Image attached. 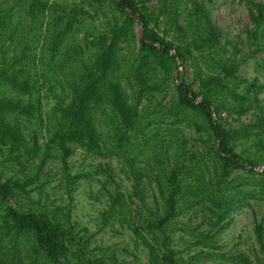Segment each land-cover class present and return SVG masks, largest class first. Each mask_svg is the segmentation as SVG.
Segmentation results:
<instances>
[{"label":"trees","instance_id":"obj_1","mask_svg":"<svg viewBox=\"0 0 264 264\" xmlns=\"http://www.w3.org/2000/svg\"><path fill=\"white\" fill-rule=\"evenodd\" d=\"M91 1L95 8L110 11L106 28L102 32L86 33L84 47H74L70 39L91 17L88 6L29 0V15L51 19L47 41L52 55L64 58L76 69L70 85L72 97L58 108L47 152L60 154L68 181L75 184L81 177L71 176L68 171V161L74 153L72 146L97 157L107 156L99 119L112 115L120 133L117 147L123 151L129 134L141 131L139 104L157 87L159 75L164 82L172 81L179 113L197 115L205 128L202 138L212 157L211 183L209 188L202 189L196 181L187 179L203 153L198 151L165 173L163 208L143 225L133 224L131 229L147 248L150 264H183L180 252L172 247L170 231L190 197L209 214L218 231L229 225L236 210L250 206L251 199L260 198L264 202V171H255L264 165V84L238 76L240 50L234 47L235 55L225 57L227 46L222 41L223 33L201 0H188L190 20L186 25L178 18L174 21L175 32L185 39V47L177 46L176 40H169L157 29L159 25L153 23L167 14L166 4L155 16L140 0ZM247 4L252 24L247 37L256 54L264 51V3L247 0ZM133 12L142 19L143 27ZM4 15L0 8V38L7 28ZM136 25L141 26L140 47L135 64L128 70L136 84L128 82L135 97L122 79L126 73L122 50L136 39ZM29 54L25 50L13 54L9 62L0 66V84L6 91L0 93V147L7 151L8 161L18 164L33 158L38 146L37 141L34 145L29 143L23 125L25 119L41 111L39 103H35L40 88L35 73L27 65ZM199 58L214 61L216 67L215 71L198 75L199 89L196 91L183 78L176 83L173 75L181 66L179 60L185 64ZM224 112L238 117L253 112L255 118L240 127H228ZM251 142L256 148L254 156L245 157L237 152L240 145ZM238 170L250 173L251 178L246 182L255 184L254 190L246 192L244 179L235 185L237 179L233 175ZM99 172L116 183L110 165H101ZM131 174L133 194L127 196L117 189L111 195L112 214L123 211L133 197L143 199L142 172L132 168ZM30 183L0 179V264H126L115 256L96 254L88 230L73 223L70 215L60 219L57 214L12 204L13 198L26 192ZM216 233L197 234V246L216 247ZM255 238L257 256L254 260L243 257L240 264H264L263 222H255Z\"/></svg>","mask_w":264,"mask_h":264},{"label":"rangeland","instance_id":"obj_2","mask_svg":"<svg viewBox=\"0 0 264 264\" xmlns=\"http://www.w3.org/2000/svg\"><path fill=\"white\" fill-rule=\"evenodd\" d=\"M50 1L69 6L85 4L91 11L89 20L70 39L74 47H84L86 33L102 32L106 28L110 11L107 13L95 8L91 0ZM140 1L155 16L166 4L167 14L153 23L159 25L156 28L169 40H176L177 46L185 47V39L176 34L173 24L177 18L182 25L190 20L188 0ZM256 1L264 3V0ZM201 2L223 33L222 41L227 46L225 57L235 55L234 47L240 50L238 76L264 84V51L254 54L247 37L248 30L252 28L247 0ZM29 4V0H0V8L7 17L6 31L0 38V66L5 61L9 62L13 54H20L24 50L30 53L27 65L32 68L39 81L40 94L36 96L35 103H39L41 111L35 117L25 119L23 125L29 143L34 145L37 141L38 146L35 156L21 164L8 161L7 151L0 147V179L3 182L9 179L31 181L27 191L13 198L12 204H18L24 209H41L57 214L60 219L65 214L70 215L73 223L88 230L89 237H92L91 248L96 254L107 258L115 256L126 264H150L148 250L136 238L131 226L143 225L149 217L163 208L165 173L174 166L183 164L198 151L203 153L198 156L197 164L189 171L187 179L196 181L202 189L209 188L212 157L202 138L205 132L203 123L195 114L179 113L172 81L164 82L159 75L157 87L139 104L141 131L129 134L130 138L126 140L123 151L117 147L120 133L116 122L112 121V115L99 119L102 139L108 150L107 156L97 157L72 146L74 153L68 161V171L71 176L79 175L81 179L70 184L60 154L56 151L48 153L46 146L54 132L59 106L72 97L70 85L76 69L64 58L52 55L47 41L51 19L29 15ZM176 11L178 14L175 16ZM140 31L141 26L136 25V39L122 50V65L126 72L122 79L132 96L136 94L128 82H132L134 86L136 84L128 70L136 61ZM179 65L180 68L173 75L174 80L180 83L183 78L196 91L199 89L198 75L201 72L215 71L216 68L214 61L208 58L190 60L185 64L179 60ZM0 93H6L1 84ZM262 99L264 101V93ZM223 118L228 127H240L252 122L255 114L250 112L238 117L224 112ZM255 151L252 142L240 145L237 149L245 157L254 156ZM105 164L112 167L116 183L99 172L100 166ZM132 168L142 172L143 199L133 197L128 200V206L123 211L112 214L111 195L117 189L120 188L127 196L133 194ZM255 171L263 172L264 165ZM235 177V185L244 179L246 192L256 188L255 184L249 185L246 182L251 178L246 170H238L233 175ZM231 219L228 226L218 231L209 214L190 197L170 231L172 247L180 252L183 264H240L243 257L254 260L258 254L255 222L264 223V202L260 198L251 199V205L236 210ZM213 231H217L214 243L216 247L213 244L197 246V234Z\"/></svg>","mask_w":264,"mask_h":264},{"label":"water","instance_id":"obj_3","mask_svg":"<svg viewBox=\"0 0 264 264\" xmlns=\"http://www.w3.org/2000/svg\"><path fill=\"white\" fill-rule=\"evenodd\" d=\"M133 14V17L135 18V19H137V20H139L140 22H141V25H142V27H143V21H142V19H140V17L136 14V13H132Z\"/></svg>","mask_w":264,"mask_h":264}]
</instances>
